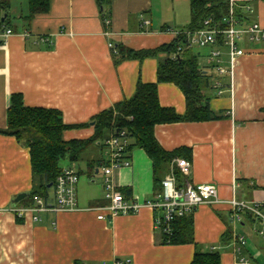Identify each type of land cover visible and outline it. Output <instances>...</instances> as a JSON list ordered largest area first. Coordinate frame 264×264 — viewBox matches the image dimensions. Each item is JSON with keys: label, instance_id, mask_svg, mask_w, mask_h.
<instances>
[{"label": "crops", "instance_id": "0c3cea01", "mask_svg": "<svg viewBox=\"0 0 264 264\" xmlns=\"http://www.w3.org/2000/svg\"><path fill=\"white\" fill-rule=\"evenodd\" d=\"M9 1L14 34L0 42V129L8 128L12 94L21 93L27 106L58 109L66 124L81 125L64 131L67 141L91 137L94 125L87 123L94 116L133 97L139 81H157L165 53L116 63L109 43L135 50L157 48L177 37L168 29L183 30L191 22L190 5L189 16L186 8L179 13L181 0H168L167 8L161 4L166 0H112L104 14L96 0H50L49 10L31 19L25 18L29 0ZM247 1L237 0L244 24L258 21L264 28V0L253 1L250 13L256 12V20L243 11ZM243 45L247 53L237 58L232 78L220 75L209 63L207 49L191 50L210 76L205 91L211 109L228 116L155 128L165 150L192 152L187 158L192 162L191 174H182L181 184L188 180L218 188L224 202L194 211V237L204 251L218 250L222 264H236L237 235L247 238L244 253L264 264V220L244 213L242 221L235 222L228 203L233 198L264 202V40ZM214 80L222 83V94L214 88ZM159 99L163 106L186 112L185 94L174 83L159 84ZM86 153L83 168L78 161L62 165L76 168L80 181L84 168L94 177V184L87 181V194L80 196L77 190L79 210L40 212V220L31 214L19 220L11 210L12 201L33 187L30 149L15 136L0 134V264L191 263L196 244L166 243L149 206L112 221L99 219L102 211L96 208L109 203L103 182L106 148L96 143ZM129 158L131 165L116 169L113 179L119 189H130V199L144 204L161 191L163 178L177 171L173 161L186 157H176L159 170L142 148H134ZM84 185L81 189H86ZM54 199L53 187L45 201ZM24 200L16 206H27ZM229 231L232 237L226 242Z\"/></svg>", "mask_w": 264, "mask_h": 264}, {"label": "trees", "instance_id": "16d2710c", "mask_svg": "<svg viewBox=\"0 0 264 264\" xmlns=\"http://www.w3.org/2000/svg\"><path fill=\"white\" fill-rule=\"evenodd\" d=\"M104 14L112 0H96ZM29 14L31 19L36 14L49 10L50 0H29ZM229 0H191V22L186 29L201 27L203 21L213 16L216 21L229 11ZM10 1L0 0V28H10ZM237 14L241 17L237 8ZM5 15H7L6 18ZM4 40L1 39L0 42ZM185 42V36L176 37L169 44L153 49L135 50L122 44L115 45L114 60L119 63L125 59L144 60L148 57L166 56L159 62L157 81L144 83L139 81L136 92L130 99L122 100L113 107L101 111L94 116L90 123L94 125V134L85 139L65 140V130L81 125H68L63 121L62 113L58 109L46 107H32L25 104L21 93L11 96L8 108V128L0 129V134L15 136L17 140L30 149L33 187L29 196L23 201L25 205H33L37 197L48 200L51 188L55 186L58 176L62 173L61 161L68 159L79 161L83 154L94 144L100 143L105 147V140L117 130L126 129L131 140L129 154L134 148H142L152 158L155 169H163L174 158L185 156L190 159L192 152L184 148L173 151L165 150L155 135V128L159 124L206 121L221 119L228 115L217 114L209 105V98L205 89L209 87L210 76L199 64L198 55L190 49L178 52V47ZM176 55V56H175ZM174 83L184 92L187 109L180 114L174 107L163 106L159 99V84ZM178 181L182 180V173L176 171ZM52 184V187H49ZM129 199L131 191L120 189ZM244 216L252 217L245 213ZM20 220V219H19ZM160 232L166 243L185 244L195 243L193 213L177 218L172 225V233ZM225 241L231 240L229 231ZM193 261L189 264H222L221 253L212 249L204 251L197 243ZM257 264L258 261H256Z\"/></svg>", "mask_w": 264, "mask_h": 264}, {"label": "built area", "instance_id": "2783aa9c", "mask_svg": "<svg viewBox=\"0 0 264 264\" xmlns=\"http://www.w3.org/2000/svg\"><path fill=\"white\" fill-rule=\"evenodd\" d=\"M253 1L255 0L247 1L243 6L244 12L254 11ZM229 2V11L220 21H216L213 16H210L203 21L199 28L168 30L175 33L177 37L185 36V42L178 47V52H183L186 49H207L209 63L215 66L220 75H228L232 78L237 58L247 53L243 43L245 41L259 42L264 40V28L258 21L244 24L243 18L237 14V0H229ZM109 23L110 21L107 20V24ZM12 34H14L12 29L2 30L0 28L2 40L5 41ZM109 45L112 49L115 48L113 42ZM226 62L229 63L228 66H225ZM213 82L218 94H222V83L218 80ZM130 144L131 140L126 129L117 130L105 140L107 159L103 169L104 198L109 203L96 208L102 211L98 216L99 219L112 221L120 214L135 213L140 211L142 207L149 206L156 212V228L171 234L172 225L177 218L194 213L201 205L224 202L219 197L216 185L194 184L188 180L181 184L174 169L163 178L161 191L155 199L144 204L128 199L116 185L113 174L116 169L131 165L128 152ZM173 164L180 169L184 176L188 177L191 174L192 162L187 158H177ZM79 181L80 174L76 168H63L54 186V201L46 202L43 197H37L33 205L15 206L11 210L18 219H23L31 214L36 221L41 219L40 212L77 211L79 210L77 202ZM228 203L232 210L231 217L235 222L242 221L244 213H250L264 220V202H249L233 198ZM247 242L245 235H237L235 238L236 264H257L252 256L244 253Z\"/></svg>", "mask_w": 264, "mask_h": 264}, {"label": "rangeland", "instance_id": "374dc122", "mask_svg": "<svg viewBox=\"0 0 264 264\" xmlns=\"http://www.w3.org/2000/svg\"><path fill=\"white\" fill-rule=\"evenodd\" d=\"M169 1L168 0H166V1H164V2H162L161 4L164 6V8H167V6H168V3ZM254 3H255V1H254ZM254 3H253V6H254V8H255V5H254ZM190 5V2H189V0H181V4H180V7H179V13H181V12H183V11H185V8H186V10L188 9V6ZM188 12H189V10H187L186 11V15H188ZM190 13V12H189ZM250 14V16L252 17V16H254V19L256 20V12L254 13V15H253V13H249ZM191 15V14H190ZM189 16V15H188ZM209 73L210 74H213L214 75V71H213V69H210L209 70ZM212 76V75H211ZM86 160H87V153L85 154V155H83V159L82 160H80V161H78V166L80 167H82L83 168V166H84V164L86 163ZM69 160L68 159H63L62 161H61V164L62 165H65V163H67ZM84 171H83V173L81 174V181H80V185H78L77 186V190L79 191V188H80V196H81V194H87V188L85 187L86 185H87V181H89L91 184H94V182H93V179H94V177H90L88 174H87V169H83ZM96 177L97 176H100V175H95ZM98 182V181H97ZM83 183H85V185H84V187L86 188V189H84L83 187H82V189H81V184H83Z\"/></svg>", "mask_w": 264, "mask_h": 264}, {"label": "water", "instance_id": "95a60500", "mask_svg": "<svg viewBox=\"0 0 264 264\" xmlns=\"http://www.w3.org/2000/svg\"><path fill=\"white\" fill-rule=\"evenodd\" d=\"M6 17H7V15H5L4 18H6ZM49 187H52V184H51ZM28 196H29V193H21V194L17 195V196L13 199L12 204H13L14 206H16L18 203H20L22 200H24V199L27 198Z\"/></svg>", "mask_w": 264, "mask_h": 264}]
</instances>
